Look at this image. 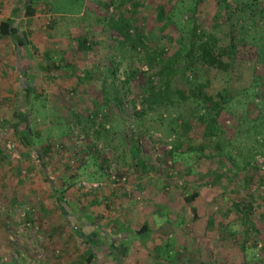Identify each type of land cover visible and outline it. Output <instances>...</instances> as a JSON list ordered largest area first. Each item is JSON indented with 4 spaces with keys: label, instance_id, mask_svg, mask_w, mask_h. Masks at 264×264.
<instances>
[{
    "label": "rangeland",
    "instance_id": "obj_1",
    "mask_svg": "<svg viewBox=\"0 0 264 264\" xmlns=\"http://www.w3.org/2000/svg\"><path fill=\"white\" fill-rule=\"evenodd\" d=\"M27 1L0 0V24L19 11L14 27L26 35L31 51L19 46L21 34L0 36V264H264L260 6L252 5L253 0L234 1L227 15L216 0H199L195 15L202 30L217 40H238L233 68L214 77L205 90L214 97L228 91L230 102L219 122L222 148L241 168L233 178L232 163L218 155L217 139L205 135L196 103L147 109L146 73L156 70L149 72L143 53L113 47L118 35L103 29L101 21L117 13L104 6L111 0H34L31 17L20 12ZM195 2L182 0L177 8ZM177 3L145 0L136 14L138 24L169 54L178 48L176 39L188 36L191 13L161 31L156 10ZM257 3L264 7V0ZM84 38L91 49L82 48ZM114 66L115 77L104 86V74ZM131 69L137 75L124 86ZM186 83L179 76L175 85L192 90L198 85ZM23 87L32 89L29 109ZM116 90L122 108L104 110L109 117L105 122L97 110ZM181 116L191 121V133L181 127ZM29 128L33 147L19 136ZM132 144L150 167L146 174L130 169ZM40 149L47 152L46 167ZM209 153L216 158L206 159ZM51 184L64 191L66 203L79 207L76 216L64 217ZM196 192L197 199L187 202ZM234 203L251 211L249 219L241 218ZM144 225L149 232L123 251L118 240ZM76 232L106 238L114 255L108 246H97L96 259L88 262L91 248Z\"/></svg>",
    "mask_w": 264,
    "mask_h": 264
},
{
    "label": "trees",
    "instance_id": "obj_2",
    "mask_svg": "<svg viewBox=\"0 0 264 264\" xmlns=\"http://www.w3.org/2000/svg\"><path fill=\"white\" fill-rule=\"evenodd\" d=\"M145 0H111L110 3L104 4V6L109 9L110 6H113L117 13L113 14L109 18H105L101 20L104 22L103 29L114 31L118 38L115 39V45L113 47H119L121 50L131 52L134 55L144 54V61L148 65L149 72H153L156 70L154 75H146L147 85L144 87V103L147 106V109L152 110L164 105H175L177 101L189 102L192 101L197 105V113L199 114L198 119L205 126V135L209 138H215L216 141V150L220 153L218 154L221 158H227L229 162L232 163L234 168V177L240 172L241 168L238 167L235 163L233 164L232 158L225 153L222 148V137L221 135V124L219 122L220 115L224 112L226 106L230 102V98L228 95V91L225 90L223 92H219V94L214 96H209L205 93L207 87L210 86L211 80L218 76L221 73H229L230 70L234 66V62L237 57V49H238V40L235 37H232L230 42L224 43L221 40H217L215 36L206 33L196 22V10L197 3L199 0H196L194 5L191 7H185L182 5L180 8H177L181 5L182 0H178V3L170 7L168 4L161 5L157 8V17L156 20L159 24V29L161 31L167 30L169 26L172 24L175 25L176 18L184 15L187 12L191 13V23L187 24L188 26V36L179 37L176 39V43L178 44V48L175 53L169 54L167 49L161 46L160 41L152 39L150 35L146 32V27L138 24L136 19V14L138 10L141 8L142 3ZM200 0L199 2H201ZM217 4L221 9L229 14L231 11V3L239 2V0H216ZM258 0H253L252 5L255 7H259L260 14H264V7L261 4L257 3ZM34 0H28L27 5H24L20 12L24 16H34L36 10L32 7ZM131 6V10H127V7ZM246 6L249 7V3H246ZM253 6V7H254ZM250 6V8H253ZM179 11V13H178ZM19 15V11H15L12 16L3 21L0 24V36L7 38H15L17 35L21 34L20 41L18 42L19 46L26 48L27 52L31 55L30 45L27 41V37L24 33H20L19 29L14 27L15 18ZM186 26V27H187ZM166 37V35H165ZM89 44V39L84 38L82 40L81 46L82 48L91 49ZM49 61H52L49 55H46ZM63 60V59H62ZM113 64H115L113 62ZM56 70H59L60 67L55 66ZM116 67L109 68V74H104V86L109 85V81L115 77ZM130 75H128L127 79L124 82V86L129 85L131 82V77H135L137 75L136 71L130 70ZM189 74L192 76L189 77ZM179 76H183V79L186 80V84L197 83V88L194 90L189 87H179L175 85L177 83V79ZM154 78H158L159 82L156 83ZM204 81L202 84L198 83L200 80ZM113 86V85H112ZM177 86V87H176ZM179 87V88H178ZM107 88L103 87L104 92L107 94ZM24 90V87L21 88ZM31 88L27 89L26 94V105L27 109L31 106ZM114 97L112 100L108 99L105 101L103 106L97 110V117L99 115L107 122L109 118L105 111H110L111 109H115L116 111H120L122 108V97L118 90L115 91ZM113 103V107L109 104ZM98 105V104H97ZM99 108V107H98ZM105 110V111H104ZM21 117H24L25 114H21ZM180 120H182V128L187 133H191L192 125L191 121L181 116ZM26 123V121H24ZM101 128L105 129V126L102 125ZM8 129V128H7ZM11 129H18V127H9ZM30 128L26 131H20V139L24 141L25 146L33 147L35 145L34 139L31 136ZM182 146L181 144L178 145ZM50 148V147H48ZM41 151V159L44 162L45 167L48 166L49 162L47 161L46 151ZM204 151V150H203ZM1 152V149H0ZM130 154H131V170H136L140 175L146 174L150 167L143 160L140 150L135 144L130 145ZM206 159L213 160L216 156L213 153H209ZM246 166H251L250 163L246 164ZM218 177H222V175H218ZM53 195L55 198L56 205L62 211V214L67 219L68 216H76L79 213V207L74 203H66L64 197V191L56 188L51 184ZM199 194L193 193L188 195L186 198L187 202L192 203L197 199ZM253 198V196L251 195ZM250 203L245 204V206H249ZM234 206L237 212L242 216L244 220L249 219L248 216L251 215V211L249 213L245 212V208L243 207V203H234ZM71 212V213H69ZM254 227L252 226L250 230ZM254 230V229H253ZM149 232L148 225H144L135 235L130 237L119 239L118 242L121 244L123 251L129 250L130 243L134 239L142 238V236ZM76 234L83 240L86 246L91 248L90 256L88 258V262H92L96 259V254H94L93 249L97 246H108L112 255H114L113 246H110L107 243L106 238H98L96 236L86 237L81 232H76ZM249 235V231H247ZM246 239H249L246 237ZM99 240V241H97ZM248 250L247 242L243 247V252ZM122 251V252H123ZM122 258V255H119ZM124 257V256H123ZM246 260V259H244ZM246 264V262L244 263Z\"/></svg>",
    "mask_w": 264,
    "mask_h": 264
}]
</instances>
